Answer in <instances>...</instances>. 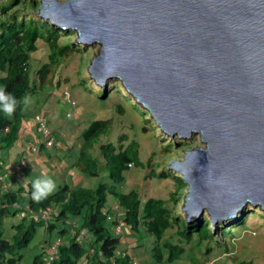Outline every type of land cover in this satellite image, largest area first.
Returning <instances> with one entry per match:
<instances>
[{
  "label": "water",
  "instance_id": "95a60500",
  "mask_svg": "<svg viewBox=\"0 0 264 264\" xmlns=\"http://www.w3.org/2000/svg\"><path fill=\"white\" fill-rule=\"evenodd\" d=\"M5 0H0V3ZM39 18L99 46L90 72L121 81L172 137L188 220L264 212V0H38Z\"/></svg>",
  "mask_w": 264,
  "mask_h": 264
},
{
  "label": "trees",
  "instance_id": "16d2710c",
  "mask_svg": "<svg viewBox=\"0 0 264 264\" xmlns=\"http://www.w3.org/2000/svg\"><path fill=\"white\" fill-rule=\"evenodd\" d=\"M40 7L38 0H6L0 3V88L6 89L18 100L23 97L29 99L41 93V90L46 89L53 68H58L60 61L66 56L81 53V48L74 44V34L67 35V31L36 17L35 14L29 16L31 11H38ZM64 34L68 37L67 45L61 46L59 38ZM40 40H44L50 48L49 59L33 72L32 58L39 51ZM58 79V82H61L62 75ZM112 92L119 95L118 97L121 96L120 94L123 95L122 89L118 86ZM127 97L125 98L128 101H134ZM25 106L21 102L11 117H6L0 112V132L4 133L0 152L1 148L11 147L21 137L22 122L26 116ZM123 110L124 107H118V111ZM145 115L149 114L145 113ZM111 122L110 119L94 122L82 137L85 143L84 149L88 147L93 149L102 137L108 138V141L100 147L101 159L104 160L102 163L91 157L87 151L82 152L79 160L83 171L90 176L108 173L109 180L103 182L96 190L65 185L46 200L35 203L31 199L32 185L29 189L23 188L17 192L8 189L6 185L9 176L8 173H3L4 162L0 159V203L3 206V209H0V216L9 215L11 211L14 214L25 212L24 220H31L29 227L24 223L18 226L24 230L15 234L13 242L4 238L5 234L0 225V264H21L24 251L35 239L38 228L45 227L49 232H53L57 227L53 222L67 224V221H73L79 225L73 236L68 225L60 231L62 245L59 249V260L54 264H81L83 261L85 264H135L128 252H119L121 240L119 236L124 234L125 225H130L137 232L140 227H144L151 236L156 237L152 254L158 263L181 261L187 258L188 254L190 257V253L204 243L214 239L209 215L193 224L187 217L178 215L179 198L187 186L181 174H171L167 170L160 174L159 178L172 177L177 183V191L168 200L146 198L135 189L126 191L127 173L134 168L145 166L140 161V146L136 139L130 142L129 137L125 135L117 142L109 139ZM38 123L39 129L42 121ZM53 136L51 132L49 140L53 141ZM125 141L129 144L126 145ZM45 146L44 142L39 150ZM149 167L152 168L151 163ZM148 177H156L153 168ZM110 195L118 200L116 209L107 206ZM15 205L22 209H13ZM50 209L56 212H51ZM39 214L50 216V224L47 225L48 220H41ZM255 216L263 217L264 214H260V210L255 211L248 207L237 222L221 226L224 245H220V241L214 239L216 246L205 248L203 260L211 259L217 246L222 256L236 257L228 244L235 236V231L246 224L247 218ZM109 222H112V226ZM113 229L117 232L116 236L112 234ZM44 249L35 258L34 264H45V252L49 255L50 251L49 248L44 247Z\"/></svg>",
  "mask_w": 264,
  "mask_h": 264
},
{
  "label": "rangeland",
  "instance_id": "374dc122",
  "mask_svg": "<svg viewBox=\"0 0 264 264\" xmlns=\"http://www.w3.org/2000/svg\"><path fill=\"white\" fill-rule=\"evenodd\" d=\"M34 14L37 17L39 10L31 11L29 16ZM67 31V35H75L74 44L81 48V53H72L63 58L58 68H53L46 89L28 99L21 137L11 147L1 148L0 159L4 162V172L1 171V173H8L9 176L6 186L11 192H17L23 188L29 189L33 179L45 174L55 179L57 184L55 192L65 185L73 188L98 189L103 182L109 180L108 173L90 176L83 171L79 160L82 152L87 151L91 157L102 163L104 160L101 159L100 147L108 141V138L102 137L93 149L91 147L84 149L85 143L82 137L94 122L110 119L112 124L109 139L117 142L123 135L129 137L130 142L136 139L140 146V161L145 166L134 168L127 173L126 191L135 189L146 198L156 197L168 200L177 191V183L172 177L159 178L160 174L167 170L171 174L180 175L174 169L175 162H182L186 152L197 147L203 148L201 138L198 135H192L189 139H179L162 132L157 123L152 122L151 114L146 109L135 100V102L133 100L130 102L125 98L128 96L133 99L120 81L109 78L106 79L105 86L99 84L91 74L90 68L93 60L99 54L100 47L79 43L78 34L72 30ZM67 35L64 34L59 38V45H67ZM49 53L48 45L44 43V40H40L39 51L32 58L33 72L48 61ZM61 75L63 82H58ZM116 86L123 91V95L120 94V97L112 94ZM119 106L124 107L125 110L118 111ZM145 113L149 115H145ZM37 116L42 118L50 132L54 134L55 145L53 147L45 146L37 153H33L34 146L39 148L46 141L38 131ZM3 134L0 132V143ZM125 144L128 145L129 142L125 141ZM23 161L27 166H22ZM150 163L156 173L154 178L148 177L152 169L149 167ZM188 190L189 186L187 185L181 192L177 210L178 215L185 218L188 217L186 212ZM117 203V198L110 195L108 208L116 209ZM248 207L255 211L260 210V214H264L261 209H256L251 205L245 209ZM0 209H3L1 203ZM241 214L236 215L233 220L225 222L223 220L221 223L217 222L216 225L211 223L213 237L220 241V245L225 243L222 237L223 230L220 227L237 222ZM207 215L205 214L203 217L205 218ZM209 218L212 221V217ZM201 219H192V223L191 219L189 221L193 224ZM22 223L29 227L31 220H24L20 214H14L12 211L9 215L0 216L4 238L13 242L15 234L24 230L18 227ZM53 223L57 225L53 232H49L45 227L38 228L35 239L24 251L21 264H34L35 258L45 250L44 247L48 248L46 241L55 242L62 238L60 231L68 227L67 224ZM49 224L50 221L47 222V225ZM109 225L112 226V222H109ZM123 230L124 234L119 236L121 238L119 252H128L135 264H242L244 262L245 264H264V216L247 218L246 224L235 231V236L230 240L228 247L234 251L236 257L234 255H231L230 258L226 255L222 256L218 249L219 246H217L212 258L207 261L203 260V254L206 253L207 246H216L214 239L208 241L209 243H204L203 246L191 252L190 257L188 254L187 258L181 261L158 263L152 254L156 237L151 236L144 227H140L137 232L130 225H125ZM112 234L117 235L115 229L112 230ZM45 257H48V252H45ZM81 264H85V261Z\"/></svg>",
  "mask_w": 264,
  "mask_h": 264
},
{
  "label": "clouds",
  "instance_id": "9594fccd",
  "mask_svg": "<svg viewBox=\"0 0 264 264\" xmlns=\"http://www.w3.org/2000/svg\"><path fill=\"white\" fill-rule=\"evenodd\" d=\"M6 1V0H5ZM2 3V2H1ZM39 17V16H38ZM41 19V18H40ZM43 20V19H42ZM50 22V21H48ZM51 23V22H50ZM58 27V26H57ZM59 28V27H58ZM60 29L64 30V31H67V29H63L60 27ZM68 32V31H67ZM77 33V32H75ZM78 34V33H77ZM78 37H79V40L81 39L80 35L78 34ZM81 43V42H79ZM82 44H85L82 42ZM85 45H89V44H85ZM121 82V81H120ZM122 83V82H121ZM125 88V87H124ZM126 90V89H125ZM127 91V90H126ZM128 92V91H127ZM129 93V92H128ZM131 95V94H130ZM133 97V99L139 104L141 105L137 100L136 98L131 95ZM23 103L25 105L28 104V98L27 97H23L21 98V100H18L14 95H12L11 93H8L6 91V89L4 88H0V112H2L6 117H11L13 116V114L16 112L17 108L19 107L20 103ZM144 109H146L143 105H141ZM147 110V109H146ZM148 111V110H147ZM149 112V111H148ZM150 113V112H149ZM151 114V113H150ZM151 116V120L154 121L155 123H157L156 119H154L152 117V114L150 115ZM37 121L40 122H44L42 120V118L40 116H37ZM45 123V122H44ZM46 124V123H45ZM157 126L162 130V132L166 133L161 127L160 125L157 123ZM41 127V126H40ZM46 127L48 129V126L46 124ZM39 133L43 134L41 131H40V128H39ZM48 136L46 135H43L45 137V144L47 147H52L53 146V141L52 140H49V135L51 134L50 130L48 129ZM168 134V133H166ZM169 135V134H168ZM179 138V137H178ZM180 139V138H179ZM39 151V148L34 146L32 148V152L33 153H37ZM0 157H1V152H0ZM22 166H27L26 162L23 161V165ZM183 177V176H182ZM188 185V184H187ZM56 187H57V184H56V181L53 177L49 176V175H45V174H42L40 177H37L35 179H33L32 181V191H31V199L33 200V202L35 203H41L42 201L46 200L50 195H52L55 191H56ZM13 209H19L21 210L22 208L19 207L18 205H15L13 207ZM51 212H56L55 210L53 209H50ZM245 211V210H244ZM243 211V212H244ZM242 212V213H243ZM205 214H208V213H205ZM204 214V215H205ZM22 216V218L24 219L26 217L25 215V212L21 213L20 214ZM40 215V214H39ZM209 215V214H208ZM42 217L41 220H48L49 221V218L50 216L48 215H40ZM43 216H46V218L44 219ZM210 216V215H209ZM203 217V216H202ZM39 218H37V221H38ZM201 219V217H200ZM39 220V222L41 221ZM227 221L224 220V222ZM38 222V223H39ZM67 225L69 226V228L71 229V236H73L74 234H76L77 230L79 229V225L76 223V222H73V221H67ZM212 222L216 225L217 223H215L212 219ZM220 223L222 221H219ZM218 222V223H219ZM192 223V222H191ZM83 236V234H82ZM56 243H59V248H58V257L56 259H54L53 261L51 260V256H52V247L56 244ZM48 245V248H49V255L48 257H46V261H45V264H54V263H57V261L59 260V249L62 245V239L59 238L57 239L55 242H48L47 243ZM47 248V249H48Z\"/></svg>",
  "mask_w": 264,
  "mask_h": 264
},
{
  "label": "built area",
  "instance_id": "2783aa9c",
  "mask_svg": "<svg viewBox=\"0 0 264 264\" xmlns=\"http://www.w3.org/2000/svg\"><path fill=\"white\" fill-rule=\"evenodd\" d=\"M40 131L46 136H48V134H49L48 129L46 127V124L44 122L41 123ZM43 218L45 219L46 216H43ZM58 248H59V243H56L52 247V256H51L52 261L58 257Z\"/></svg>",
  "mask_w": 264,
  "mask_h": 264
},
{
  "label": "bare ground",
  "instance_id": "6f19581e",
  "mask_svg": "<svg viewBox=\"0 0 264 264\" xmlns=\"http://www.w3.org/2000/svg\"><path fill=\"white\" fill-rule=\"evenodd\" d=\"M83 43H84V42H83ZM237 215H238V214H237ZM234 217H235L234 215H232V216L228 217V218H227V221H228V220H230V219H232V220H233V219H234ZM237 219H238V218H237ZM237 219H235V220H237ZM232 220H231V221H232Z\"/></svg>",
  "mask_w": 264,
  "mask_h": 264
}]
</instances>
